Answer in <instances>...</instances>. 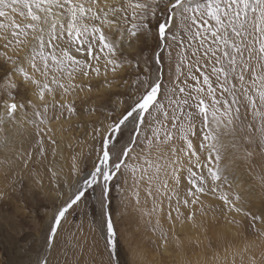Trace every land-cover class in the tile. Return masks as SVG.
Listing matches in <instances>:
<instances>
[{
    "label": "snow or ice",
    "instance_id": "obj_1",
    "mask_svg": "<svg viewBox=\"0 0 264 264\" xmlns=\"http://www.w3.org/2000/svg\"><path fill=\"white\" fill-rule=\"evenodd\" d=\"M5 223L26 264H264V0H0Z\"/></svg>",
    "mask_w": 264,
    "mask_h": 264
},
{
    "label": "rangeland",
    "instance_id": "obj_2",
    "mask_svg": "<svg viewBox=\"0 0 264 264\" xmlns=\"http://www.w3.org/2000/svg\"><path fill=\"white\" fill-rule=\"evenodd\" d=\"M87 152V149H85ZM69 165L70 161L64 162V174L68 175V179L71 182L75 179V177L69 175ZM91 161L82 160L81 167L87 171V167H90ZM48 189H46L47 191ZM65 196H67V189H64ZM50 194L52 196L55 195L54 191H51ZM115 195V192H114ZM46 203H51L50 201H45ZM135 227V225H133ZM146 247L149 249L154 248V245L149 240V234L141 233ZM40 241H42V233H34L28 230L27 225L25 226V231L23 236L11 230L9 226L5 223L0 225V264H26L29 255H33L34 253H28L26 249L29 245H32L35 249L40 248ZM125 249H127V243L125 242ZM122 260L127 258L131 261L132 257L130 253L122 252L121 254Z\"/></svg>",
    "mask_w": 264,
    "mask_h": 264
}]
</instances>
